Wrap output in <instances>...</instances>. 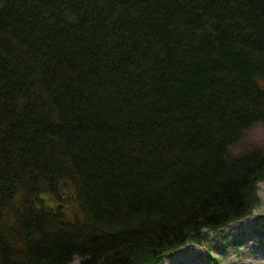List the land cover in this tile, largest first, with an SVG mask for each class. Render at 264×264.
I'll return each mask as SVG.
<instances>
[{
    "label": "trees",
    "instance_id": "1",
    "mask_svg": "<svg viewBox=\"0 0 264 264\" xmlns=\"http://www.w3.org/2000/svg\"><path fill=\"white\" fill-rule=\"evenodd\" d=\"M264 0H0V264H160L262 205Z\"/></svg>",
    "mask_w": 264,
    "mask_h": 264
},
{
    "label": "rangeland",
    "instance_id": "2",
    "mask_svg": "<svg viewBox=\"0 0 264 264\" xmlns=\"http://www.w3.org/2000/svg\"><path fill=\"white\" fill-rule=\"evenodd\" d=\"M264 147V124L246 131L241 142L231 147L238 156ZM262 205L245 218L217 232L205 231L204 243H188L164 256L160 264H264V181L259 183ZM76 259L72 264H79Z\"/></svg>",
    "mask_w": 264,
    "mask_h": 264
}]
</instances>
